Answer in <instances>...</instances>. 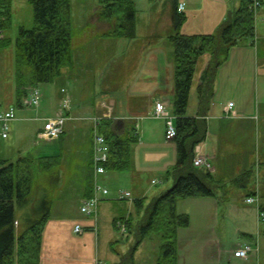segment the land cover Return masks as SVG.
<instances>
[{
  "label": "crops",
  "instance_id": "0c3cea01",
  "mask_svg": "<svg viewBox=\"0 0 264 264\" xmlns=\"http://www.w3.org/2000/svg\"><path fill=\"white\" fill-rule=\"evenodd\" d=\"M134 1L136 3V36L117 38L120 41L117 46L122 47L124 54L128 55L127 51H130L131 57H136L137 51H140V64L134 66L125 87L110 94L107 99L104 95L97 98L95 94L93 101L90 100L87 90L91 84H95L92 77L94 76L96 57H92V52H88L90 56L84 60L83 48L78 47V52L73 55L74 64L64 68L62 73L64 81L66 80L65 82L68 84L71 82L73 86L68 88L66 85H62L58 90L57 109L53 114L56 115L62 111V100L64 96H69L72 101L67 112L65 131L74 125L72 122L75 123L74 128L82 127L81 121L85 120L83 115L92 114L93 111L98 113H94L92 118L102 117L107 119V122L114 120V126L120 120H127L130 124L135 125L139 133V141L133 145V168L127 171L107 170L105 174L96 178L99 185L104 187H108L110 182H120L125 188L117 189V193L120 190L132 193L130 199L124 200H110L107 196H103L101 203L112 201L120 205L117 206V209L121 213L113 217V223L117 217L122 218L125 222L130 219L135 229L145 219L147 208L153 200L161 196L174 183L172 176H166V171L172 168L177 161V141L174 138L167 140L165 122L162 120L163 123H161L160 119L153 118L151 115L157 100L164 101L168 111L171 107L170 112L173 113L174 46L171 50L164 39L165 37L170 38L176 32L173 21L175 5L178 6L179 2H186V8L180 12L186 16L179 29L180 32L210 34L216 32L230 11L239 8L241 0H153L162 5L159 3L153 5L149 0L151 13L144 22H141L137 9L139 0ZM261 1L262 6L256 16V38L253 41L242 40L233 46L229 51L228 58L216 70L211 107L209 112L203 116L208 125L207 137L195 146V154L207 157L212 164L211 170L200 168L213 173L215 178L213 182L209 183L214 186L215 195L181 198L176 204L178 213H187L190 216V224L185 228H192V264H264V220L259 217V210H264V167H262L264 151L263 154L261 153L263 160L259 159L258 169L252 160L255 148L262 146V140L256 137L261 123L258 114L261 109L259 98H262L264 94L260 80L261 75H263L261 79H264V55L260 56V52H264L262 48L264 44V0ZM154 7L157 9H153ZM99 12L100 7L97 5L94 14ZM108 27V23L101 20L98 33L86 32L84 37L89 40L88 44H92V35L102 36ZM152 35L162 37L163 41L150 42L148 39ZM140 36L145 38L146 42L134 47L133 40ZM104 37L106 38V36ZM123 43H126L125 47L122 46ZM84 45L86 46V44ZM130 63L128 59V64ZM209 63L210 55L202 56L190 94V100L192 95V111L188 110L189 116L196 117L199 114L200 99L197 86ZM254 76H259L257 78L259 82ZM63 89L65 91H62ZM230 102H234L232 108L228 107ZM20 118L27 119L28 116L24 114ZM92 118L89 117L88 121L92 124L93 129ZM14 132L13 124L9 137L6 139L13 137ZM163 145L165 151L162 152L160 148ZM92 154L93 143L90 164ZM245 172H249L247 178L242 177ZM90 173L89 171L86 176L87 180ZM147 173H153L150 184ZM158 178L168 181L166 187L150 189L151 184L158 183L156 180ZM154 180L156 182H153ZM93 186L86 181L83 186L82 199L72 201L76 205V213L79 216L84 214L80 211L81 205L93 195ZM45 189L46 187H43L42 184H37L35 187L33 183V199L27 206H16L15 231L17 239L33 223L30 218L33 220L36 218L34 215H36L37 208L35 207L41 203L42 197L47 195ZM250 194H258V204L246 202L245 198ZM141 198L145 200L138 208L135 199ZM77 202H79L78 205ZM188 202H191L190 206L192 204V214L190 209L183 207ZM18 207H22L23 210L17 212ZM53 212L52 206L50 217L43 228L40 264H137L136 256L146 237L142 241H138V234L135 233V238H130V236L126 238L130 246L123 245L114 235H109L106 238L101 237L98 215L94 220L82 223L78 220L72 222L65 217L55 218ZM227 222L230 224L232 222V234L228 229ZM77 224L84 228L82 233L75 232ZM94 225L97 226L96 230L92 228ZM224 225L227 229L220 228ZM115 228L119 229L120 227L117 225ZM133 228L129 229V232H132ZM185 228L178 229L179 258L177 264H182L181 237ZM93 231H96V234ZM125 234L127 235V231ZM134 242L135 245H133ZM244 244L252 245L253 251L249 257L234 256V250ZM18 248L19 241L17 240ZM194 252L197 254L194 255ZM16 257L15 262L18 255ZM158 258L156 264H159ZM15 264H19V262Z\"/></svg>",
  "mask_w": 264,
  "mask_h": 264
},
{
  "label": "trees",
  "instance_id": "16d2710c",
  "mask_svg": "<svg viewBox=\"0 0 264 264\" xmlns=\"http://www.w3.org/2000/svg\"><path fill=\"white\" fill-rule=\"evenodd\" d=\"M30 2L35 24L31 28L21 27L15 41L14 99L19 107L32 87L53 82L62 75L64 68L74 64L71 0ZM0 4L4 9L2 26L6 31L12 23V0H0ZM252 4L253 0H241L239 8L230 11L216 32L210 34L180 32L186 16L175 5L173 21L176 32L170 36V41L174 46L175 90L172 112L175 116L177 133L174 139L178 151L175 165L166 171V176H172L174 183L148 206L137 233L138 241H142L149 231H162L164 244L158 258L159 264H177L178 229L190 224L189 214L177 212V201L187 197L215 195V188L209 183L215 178L213 173L194 164L195 146L207 137L208 125L203 116L211 107L217 68L228 58L233 46L242 40L253 41L256 37V17ZM98 5L102 18L109 25L102 36H136L134 0H98ZM10 43L11 38L5 35L0 39V50ZM206 54L210 55V63L197 86L199 114L192 117L188 115L190 94L201 58ZM107 121L103 119L100 123V132L110 146L109 159L104 165L109 171L130 170L133 168V145L139 141L137 129L127 120H120L115 126L114 120ZM46 161H50L49 157ZM30 163L26 158H19L15 162L0 158V264H40L43 228L53 205L50 197H42L41 207L34 215L36 218H30L33 223L20 234L19 239L15 231L16 206H27L33 199L34 181ZM93 170L92 156L91 173L87 180L92 186ZM248 174L245 172L242 177L247 178ZM144 200L135 199L136 206L140 208ZM118 221L125 222L117 217L114 219L115 226ZM126 224L128 230L134 226L130 219H127ZM16 255L18 259L15 262Z\"/></svg>",
  "mask_w": 264,
  "mask_h": 264
},
{
  "label": "rangeland",
  "instance_id": "374dc122",
  "mask_svg": "<svg viewBox=\"0 0 264 264\" xmlns=\"http://www.w3.org/2000/svg\"><path fill=\"white\" fill-rule=\"evenodd\" d=\"M148 1L149 0L138 1L137 9L141 17V22H144L151 13V3H148ZM151 1L153 5H158L159 3L158 1ZM159 4L162 5L161 3ZM97 5L98 0H71L73 55L78 52V47H81V49L83 48L82 56L84 60L90 56L88 52H92L91 56L96 57L94 76L92 77L95 84H91L87 90L89 99L92 101L95 94L97 98L104 95L105 99H107L110 94L124 88L132 75L131 71L134 70V66L140 64V51H137L136 57H131L130 51H127L128 55H126L122 47L117 46L118 42H120L117 38L120 37L107 36L105 38L101 35H92V44H88L89 40L87 37H84L86 36L85 33H98L100 31V21L104 20L100 12V14H94ZM153 9L157 8L154 7ZM34 24L33 6L30 0H12V23L9 29L6 30V35L11 38V43L0 50V108L9 103L15 104L17 120L11 123V128L14 124L15 129L13 137L0 140V157L7 158L9 161L13 162L17 161L19 158L30 160L35 187L37 184H42L43 187H46L45 191L53 203V215L55 218L61 219L65 217L69 218L72 222L78 220L82 223H86L87 221L94 220L96 217L84 214L83 216H79L76 213V205L72 203V201H79L82 199L83 186L87 181L86 176L90 171L93 135L92 124H90L88 119L89 117L92 118L94 116L93 114H97L98 112L93 111L92 114L83 115L85 119L81 121L83 125L77 129L74 128L75 123L72 122L74 125L66 129L62 138L59 137L50 141L38 138L37 131L44 124L40 118L55 115L53 113H55L57 109L56 100L59 98L57 93L58 90H60L62 85H66L68 88H72L73 85L71 82H69V84L65 82L64 75H61L53 82L41 83L38 85L43 95L38 107L22 109L16 105L14 99V89L16 85L15 41L21 27L31 28ZM148 40L150 42L163 41L162 37H158L157 35H152ZM164 40L167 42L168 47L173 50L172 42L169 41L170 38L165 37ZM144 42H146V39L140 36L133 40V45L134 47L143 45ZM122 46L125 47L126 43H123ZM262 48L264 49V44ZM263 55L264 52H260V56ZM127 58L131 62L130 64H128ZM262 77L263 75H261L260 80L261 86L264 89V79H261ZM254 78L257 79L259 76H254ZM257 81L259 82L258 79ZM259 101L261 109L258 114L261 123L256 137L262 140V146L256 147L255 153L252 155L254 166H256L257 169L259 167V159L263 157L261 153L263 154L264 151V94L262 98H259ZM171 110L172 108L169 107V111ZM188 110L189 112L192 111V95ZM24 114H27V119L20 118L24 116ZM162 120L163 119L160 118L159 121L163 123L164 120ZM160 149L162 152L165 151L164 145ZM48 157L50 161H46ZM56 159H58V161H56ZM262 167H264V163ZM254 173H256V170H254ZM152 177L153 173H147L149 184L151 183ZM156 180L158 183L151 184L150 189H158L162 188V186L163 188L166 187L167 180H161L159 178ZM108 187L110 193L107 197L110 200L117 199V189L125 188L120 182H110ZM78 203L79 202H77V205ZM190 203L191 202L186 203L183 207L184 209H190V213L192 214V204L190 206ZM39 206L41 207V203H38L35 208L39 209ZM117 206L120 205L112 201H105L99 206L100 209L97 219L99 234L102 238L114 235L119 238L123 245L130 246L126 238L127 236L135 238V233H138V227L135 229L133 228L134 230L132 232H129L128 229H124L125 227L119 229L115 228L113 217L121 213L120 211L118 212ZM17 210V212H19L22 211L23 208L18 207ZM227 223L228 229L232 234V222L231 224L230 222ZM220 228L225 229L226 226L224 225ZM126 231L127 235L125 234ZM93 232L96 234V231ZM182 232L181 241L183 246L181 247L180 254H182L183 259H181V261L182 264H192V228H185ZM162 235V231H149L136 256L137 264H156L157 258L162 252V245L164 244ZM133 245H135V242ZM195 254L197 253L194 252V255Z\"/></svg>",
  "mask_w": 264,
  "mask_h": 264
},
{
  "label": "built area",
  "instance_id": "2783aa9c",
  "mask_svg": "<svg viewBox=\"0 0 264 264\" xmlns=\"http://www.w3.org/2000/svg\"><path fill=\"white\" fill-rule=\"evenodd\" d=\"M254 8H257L260 5L259 0L254 1ZM185 9V3L179 4V10L182 11ZM4 9L0 4V38L4 36V28L2 26V23L5 20V14L3 13ZM41 100V93L39 89H34L31 91L30 96L25 99L24 105L27 106H39ZM70 104V98L67 96L64 99V106H69ZM234 102L229 103V107H233ZM152 116L154 118H162L165 120L166 123V131L165 135L167 139H172L176 136L177 130L174 123V115L169 113L166 107V103L162 100H157L155 102V107ZM17 118L16 115V108L15 106H9L7 108H0V139L7 138L10 133V126L13 120ZM66 117L63 115H57L54 117H49L45 119L43 129L39 133V137L51 140L54 138L59 137L62 132L64 131V125H65ZM94 137H93V143H94V166H95V175L96 178L98 175H101L106 172V167L104 163L108 160L109 156V146L107 144L106 137L99 132V125L101 122L100 118H96L94 120ZM194 164L196 166L205 167L207 169H211L212 165L208 161V159L204 156L197 155L194 158ZM95 178V179H96ZM155 182V181H154ZM109 193L108 188L99 185L97 179L95 181L94 185V195L84 201V203L81 206V212L88 214V215H94L97 214L98 206L101 200V197L103 195H107ZM131 192L130 191H122L119 194L120 198L130 197ZM246 201L248 203H255L258 202V196H250L246 198ZM260 218L264 220V212H260ZM76 232H81L82 227L81 225H77L75 228ZM252 251L251 245H242L239 248H237L234 251V255L236 257L241 258H248L250 252Z\"/></svg>",
  "mask_w": 264,
  "mask_h": 264
}]
</instances>
